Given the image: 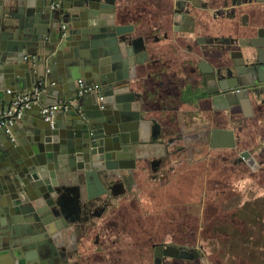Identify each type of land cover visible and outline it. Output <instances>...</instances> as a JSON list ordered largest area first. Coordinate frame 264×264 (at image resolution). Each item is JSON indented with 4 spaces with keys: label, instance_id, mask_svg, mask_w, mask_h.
Listing matches in <instances>:
<instances>
[{
    "label": "water",
    "instance_id": "obj_1",
    "mask_svg": "<svg viewBox=\"0 0 264 264\" xmlns=\"http://www.w3.org/2000/svg\"><path fill=\"white\" fill-rule=\"evenodd\" d=\"M53 1L0 0V103L34 85H44L50 103H70L53 123L19 121L0 147V264H67L64 243L86 234L111 179L143 173L157 157L145 147L165 148L170 137L151 116L162 94L154 77L166 74L161 51L131 23L126 0ZM77 76L103 101L96 90L79 94ZM242 98L249 105V93ZM221 134L232 145L233 134ZM163 255L192 260L199 252L159 246L155 264Z\"/></svg>",
    "mask_w": 264,
    "mask_h": 264
},
{
    "label": "flooded vegetation",
    "instance_id": "obj_2",
    "mask_svg": "<svg viewBox=\"0 0 264 264\" xmlns=\"http://www.w3.org/2000/svg\"><path fill=\"white\" fill-rule=\"evenodd\" d=\"M173 5L172 14L177 21L176 26L184 20L185 28L176 29L177 34L172 38L176 48L175 58L169 59V62L164 61L163 68L178 82H186L187 78L192 118L185 124L181 120L182 109L175 107L179 119L176 124L178 131L166 141L162 156L148 161L143 173L134 174V177L140 175L143 178H125L131 182L129 188L126 185L122 187L124 180L111 179L108 194L88 215L90 223L86 234L80 239L76 235L73 240L64 243L69 257L67 264H86L89 255L98 258L106 252L109 255L108 262L114 261L115 257L119 260L123 257L129 263L137 260L132 258L138 257V262H141L147 256L144 252L147 242L153 264L159 246L196 250L189 247L186 242L188 239L182 238L183 241L179 242L176 235L171 234L168 238L163 233L162 213L153 214L144 210V222L141 224L135 222L133 213L132 217L125 218L128 223H119V209L116 207L105 215L106 209L113 205L111 202L114 197L127 194L130 198L124 207L125 216L129 214L133 203L143 197L172 198L176 207L170 209L167 217V213L163 217L171 220L166 225L173 230L182 227L180 229L186 232L183 235L186 237L191 226L186 222L190 221L191 206L186 208L184 201L179 200L194 198H189L192 192H189L188 186L187 191L182 192L184 194H179L176 186L185 178H193V182L195 178H201L196 174L201 172V164L203 170H206L207 162L224 157V161L230 165L233 163L240 170L247 166L258 173L257 178H264V26H261L264 20V0H174ZM251 16L256 19L253 23L249 22ZM181 30H187L192 39V44L187 45V51L181 48L182 42L188 39L180 33ZM251 41L262 47L248 46ZM244 92L249 93V105L243 103ZM167 129L169 131L170 128ZM254 130L261 140L253 149H242L240 144L246 139L245 134ZM226 131H230L234 137L229 146H223V143L230 142L221 134ZM216 133L219 134L217 139L214 137ZM227 153L229 156L226 159ZM208 192L211 193L209 189ZM95 215L102 217L98 225L92 220L96 218ZM244 221L245 224L253 223L251 218ZM90 226L96 228L90 239L92 252L86 245ZM197 251L199 257L192 260L202 256L201 250ZM170 259L181 258L163 255L162 264H168Z\"/></svg>",
    "mask_w": 264,
    "mask_h": 264
},
{
    "label": "rangeland",
    "instance_id": "obj_3",
    "mask_svg": "<svg viewBox=\"0 0 264 264\" xmlns=\"http://www.w3.org/2000/svg\"><path fill=\"white\" fill-rule=\"evenodd\" d=\"M244 138L246 139L240 144L242 149H253L261 140L255 130L248 131ZM228 156L229 153L225 158L227 159ZM231 164L225 162L224 157H221V160L215 158L207 162L206 170H203L202 164L199 166L201 172L196 174L202 176L201 178H195V182L193 178H185L176 186V190L180 191L179 194H184L182 192L187 191L188 186L189 192H192L189 198L195 193L194 199L179 201H184L185 204L193 202L194 206L203 210L204 214L200 213L204 216L200 215L198 219L197 216L189 215L190 221L194 220V227L190 223L186 237L183 236L186 232H182L179 226L173 230L166 225V220L162 222V231L168 238L171 234L176 235L179 242L183 241L182 238L188 239L186 242L189 247L200 249L202 256L196 260L170 259L168 264H264V178H257L258 173L247 166H243V170H240L238 166L234 167L233 163ZM203 198L204 202L201 201ZM155 200L147 198L142 200V205H135L138 202L134 203L126 216L125 208L121 207L117 212L118 222L128 223L125 218L133 215L136 223H143L144 219L141 215L143 208L147 211L157 208L163 216L167 213L165 215L167 217L170 214V206L175 201L170 200V197L162 199L158 197ZM185 207L189 208V206ZM197 212L195 208V213ZM250 218L253 220L252 224L243 223L246 222L244 219L248 221ZM201 245H203L202 249ZM149 248L147 242L144 246L147 256L141 262H138V257L132 258V260L137 259L132 263L125 261L123 257L120 260L115 257L114 261L108 262L109 255L106 252L103 258L104 255L98 258L89 255L86 264H153V258L148 253Z\"/></svg>",
    "mask_w": 264,
    "mask_h": 264
},
{
    "label": "crops",
    "instance_id": "obj_4",
    "mask_svg": "<svg viewBox=\"0 0 264 264\" xmlns=\"http://www.w3.org/2000/svg\"><path fill=\"white\" fill-rule=\"evenodd\" d=\"M173 4H174V0H169V1H165V0H126V1H124V5H125L126 9L131 14H133V17H134V19H133L134 21H132L131 23H134V25L137 26V28H139V29L144 28V30H145L144 34L146 36L147 35L150 36V41L157 40V42H155V44L157 45V47L161 51L160 56H161L162 60H160L159 65L162 68H163V62L164 61H168L169 59L173 60V58H175L176 48L172 44V38H173V36H175L177 34V32H175V31H177L176 29H178V28L182 29L183 27L185 28L184 20L179 21L178 27L176 26L177 21L174 20V15L172 14V12L174 10ZM255 20H256L255 17L251 16L249 22L253 23ZM261 26H264V20L261 21ZM165 32H167L168 37L165 36ZM180 33L183 36L188 38V39H186V41H183L181 44V46H182L181 48L184 51H187V49H188L187 45H189V43L192 42V39L190 38L191 36L187 32V30H181ZM26 56L32 57V59H36V56H34V55L27 54ZM168 74H169V72H168ZM168 74H167V70H166V74L162 78H159V77L155 78L154 77V82L157 84V86H161L162 94H161L160 98L156 102H154V111L152 112L151 116L157 120V122L160 124L161 128H163L162 130L165 131L168 134V136H170L173 133L178 131V128L176 125L179 122V119L177 117V109H182L183 115H181L182 116L181 120H183V122L185 124H186V122H190V120L192 118V112H191V109H192L191 103L192 102H191V97H190L191 94L189 92V82H188L187 78H186V82L181 83V82L176 81L174 78H171ZM185 76H187V75H185ZM80 79L84 80V78H82L80 76L75 77L77 86H79V80ZM42 86H43V89L40 88L41 93L38 96V100L36 102H34L32 107L26 111L24 116L14 124V126L12 127L11 135H14V131L17 128V123L19 121H23V119H25V118H31L33 116L41 115V107L43 105L48 104L51 101H53L51 99H45V97H41V94L46 92L44 85H42ZM36 88H37V86L34 85L33 90H35ZM202 94H203V92H202ZM15 95H13V97L8 95L7 97L9 100H5L4 103H0V106H2V104H4V108L7 107L11 102V98H14ZM63 102H66V101L65 100H59L58 102H55V103H63ZM177 102H179L178 103L179 105H177ZM175 107H177V109H175ZM201 107H203V104ZM202 110H204V109L202 108ZM60 111L58 112L56 118L58 117ZM174 117L176 120L174 119ZM248 117H250V116H248ZM56 118H55V120H56ZM167 127L170 128L169 131H168ZM6 142H7V134L2 133L0 136V147L1 146L3 147ZM162 145H163L162 143H157V144H154L151 148L145 147L143 152L146 155H149V154L153 155V156L157 155V157H150L146 160L150 161V160H153V159H156V158L162 156L163 149H164L163 147H161ZM124 178H126V177H124ZM134 178H143V177L138 175L137 177L135 176ZM130 184H131V182H129L128 179H124V184H121V185H122V187L124 185V188H125V185H126V187L129 188V187H131ZM133 187H136V186H133ZM127 197H128L127 194H121L118 197H114V199L111 202L113 205L108 207L104 214L105 215H107L108 213L110 214L114 210L113 209L114 207H116V209H120L121 207L122 208L125 207L126 204H128L129 200H130V198L129 197L127 198ZM147 198L156 201L155 199L158 198V196L154 197V198H153V196L151 198L146 196V197H143L142 199H140V201L136 200L134 203L138 202L135 205H139V204L142 205L143 204L142 200H145ZM191 198H194V197H191ZM203 199L201 200L202 202H203ZM170 200H172V198H170ZM134 203H133V205H134ZM166 204L168 205V203H166ZM185 205L191 206L189 208V210L191 211V214L194 217L197 216L199 219L200 215L202 217L204 216L203 210H199L198 206H194L193 202H190L189 204L187 203ZM175 207H176L175 203H172L170 206V209H173ZM195 208H197V211H198L197 213H195ZM143 211H144V208L142 209V213H143ZM150 212L153 214L162 213L157 208L151 209ZM200 212L203 214H201ZM95 216H96V218L92 219V220H93V222H96L98 225V222L102 221V217H99L98 215H95ZM162 220L163 221L166 220V223L171 221L170 219L164 218L163 216H162ZM186 222L192 223V225L194 227V224H193L194 220L193 219L191 221L187 220ZM179 228L182 229V227H179ZM95 230H96L95 227L90 226V231H89L90 234L88 237L89 240L87 239L88 242H86L87 243L86 245L89 248H91L90 249L91 252L93 251V245L91 246V244H90L91 240L90 239H92V237L95 233Z\"/></svg>",
    "mask_w": 264,
    "mask_h": 264
},
{
    "label": "built area",
    "instance_id": "obj_5",
    "mask_svg": "<svg viewBox=\"0 0 264 264\" xmlns=\"http://www.w3.org/2000/svg\"><path fill=\"white\" fill-rule=\"evenodd\" d=\"M52 7H61V2L59 0H54L52 3ZM62 27L64 29L66 27V24H63ZM24 58L32 59V57L29 56H25ZM79 87V94H85L93 90L98 91V93L100 92L97 86H90L86 84L83 79L79 80ZM40 93L41 90L39 87L28 93H17L7 107L0 109V136L2 133L11 135L12 127L14 126V124L18 120H20L24 116L26 111L32 107L34 102L38 100V96L40 95ZM98 99L100 100V102L103 101L104 96L102 95V93H99ZM69 105L70 103L68 102L45 104L41 107V115L46 121L53 123L58 112L62 109H68Z\"/></svg>",
    "mask_w": 264,
    "mask_h": 264
}]
</instances>
